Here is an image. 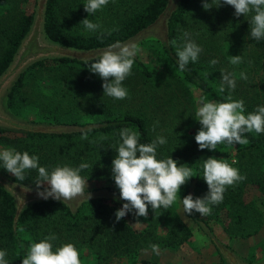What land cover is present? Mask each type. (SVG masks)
Listing matches in <instances>:
<instances>
[{"label":"trees","instance_id":"trees-1","mask_svg":"<svg viewBox=\"0 0 264 264\" xmlns=\"http://www.w3.org/2000/svg\"><path fill=\"white\" fill-rule=\"evenodd\" d=\"M21 0H0V73L10 63L21 39L28 32L34 13H25L20 9ZM193 0H177L175 7L170 12L168 19V31L166 39L162 37V43L168 57L174 65H177L176 45L172 41L177 40V28L181 14H186ZM169 0H148L139 10L130 14L119 26L112 30H105L97 34L82 35L70 34L64 31L57 20L53 18V0H46L42 32L46 39L61 45L88 49L113 43L132 41L133 37L141 36L148 30L158 16L165 10ZM138 32H140L138 34ZM103 33V35H101ZM253 44L259 47L264 54V39ZM98 58L79 59L69 56L43 57L34 60L26 66L20 75L14 80L6 91V96L13 95L25 82V73L46 59H54L62 62H75L87 67V64ZM141 72L148 75L150 68L138 55L133 64ZM196 62H189L184 76L199 89L207 91L215 101L223 102L227 92H219L213 89ZM263 104H245L246 114L254 111ZM47 123V122H45ZM97 124V125H96ZM69 125L72 129L58 132L30 131L0 126V141L15 148L17 151H27L30 155L39 156V163L49 171L57 165H69L78 167L81 163H87L89 167L81 172L85 179L106 178L115 183L112 176V161L118 154L111 147H118L121 142L119 132L122 128L130 127L138 131L140 143H151L153 140L149 134L146 120L139 114L124 113L116 117H104L95 122H82L72 120ZM88 139H81L84 133ZM106 137V139H101ZM249 140L247 145H238L233 158L225 154L221 158L238 168L241 175L246 176L242 182L227 187L224 192L223 202L212 205L211 214L202 216L193 211L191 219L202 229L216 244L217 240L211 232L209 217H218L221 210H225L228 219L234 225L227 228L229 234L238 236H250L259 231L263 226L262 216L259 210L251 208L252 203H245L243 193L245 187L253 185L264 193V133H247ZM158 158L166 159L169 156L157 152ZM197 159L196 163H186L193 168L192 177L182 188L181 199L188 194L194 198L206 195L208 185L203 180V161ZM0 173L11 180L26 186L36 187L38 178L37 170H29L25 173V180L20 181L3 168L0 162ZM103 192L92 193L90 201L84 198L77 205L72 201H62L49 198L41 199L26 204L18 214L15 223L16 202L12 192L0 183V250H6L9 264H22V259L32 242H39L49 234H55L58 239L54 242V248L60 244L74 243L75 246L85 244L90 250V264H113L116 260L128 258L141 248L158 244L159 247L178 245L187 240L191 235V229L177 210V202L169 209L160 208L156 212L149 205V213L143 226H133L131 220L141 223L143 217L137 218L135 213L127 214L117 222L115 212L122 207L125 201L121 200L119 189L107 185ZM180 199V200H181ZM182 205V203H181ZM251 210V211H250ZM247 219V222L245 220ZM165 225L161 233L158 227ZM19 227L24 229V234L19 233ZM24 247L21 248L20 245ZM264 249V243L262 245ZM80 252V258L84 259L85 253ZM150 264H158L148 261ZM83 264V262H81ZM85 264V263H84Z\"/></svg>","mask_w":264,"mask_h":264},{"label":"rangeland","instance_id":"rangeland-1","mask_svg":"<svg viewBox=\"0 0 264 264\" xmlns=\"http://www.w3.org/2000/svg\"><path fill=\"white\" fill-rule=\"evenodd\" d=\"M147 1L109 0L105 7L90 15L84 9L87 0H53L52 15L60 27L70 34H97L119 26ZM176 2L177 0H169L156 23L141 33V36L132 38V42L139 48L138 57L146 63L151 73L146 75L133 65L132 74L123 82L128 90L127 98L117 100L104 96L102 87L104 81L86 66L75 62L46 59L40 65L26 71L25 82L16 92H13L12 96L5 97L6 93L4 94L1 100L2 108L19 120L54 123L64 125L66 129L73 127L69 125L72 120L95 122L97 119L116 117L124 113L139 114L145 118L152 139L160 135L167 140L166 144L158 146L157 152L172 156L174 160L179 161L180 165L188 162L193 165L200 156L205 159L213 156L225 158V154H230L233 158L239 144H221L217 146V150L211 151L201 150L195 141V135L201 128L200 123L195 119L198 102L201 99L205 101L214 99L207 91L193 85L174 65L164 49L162 38L167 37L168 19ZM36 6L37 0L20 1V9L25 13H34ZM234 12L235 9L232 6L223 4L220 7L213 5L210 10H205L203 0H193L189 11L181 14L182 18L177 28V46L183 43L179 39L182 34L189 32L191 39L202 48L196 64L213 89L219 91L221 71L226 70L235 73L236 88L225 92L228 94L230 92L235 100L242 99L246 105L263 104L264 54L250 40L248 21L250 17L243 15L236 17ZM86 18L98 23L100 28L96 32L86 31L83 25H80ZM120 43L128 44L131 41L125 40ZM236 55H241L242 62L232 65L230 57ZM213 59L218 61L216 65L210 64ZM241 72L247 74V80L240 78ZM154 126L155 131H153ZM5 148L12 147L0 141V150ZM85 180H88V190L91 194L97 192L96 189L103 192V188L107 185L118 189L115 183L103 177ZM204 196L199 195V197ZM86 197L87 188L84 197L73 199L71 203L77 205ZM243 199L245 203H252L251 208L260 211L263 221L260 229L264 230V193L257 187L248 185L245 187ZM176 202L179 215L188 224L198 227L191 217L184 213L179 194ZM208 218L211 232L217 242H222L229 247L227 244L229 237L246 238L227 233L229 229L235 230V228L225 210H221L218 217L208 216ZM146 220L147 218L143 217L141 223L133 220L131 222L133 226L139 227L143 226ZM229 226L233 227L229 228ZM164 230L165 225L158 227L160 233ZM23 232H25L24 229L19 227V233L24 234ZM262 233L264 235V231ZM250 242L244 241L242 247L246 249L251 245ZM263 243H257L253 248L258 250L259 256H262L258 260H246V262L258 263L264 260ZM76 247L85 253L86 257L80 258L83 264L93 262L90 250L85 244L82 243ZM229 248L235 252L232 247ZM126 260L127 258L116 260L113 264H126Z\"/></svg>","mask_w":264,"mask_h":264},{"label":"clouds","instance_id":"clouds-1","mask_svg":"<svg viewBox=\"0 0 264 264\" xmlns=\"http://www.w3.org/2000/svg\"><path fill=\"white\" fill-rule=\"evenodd\" d=\"M108 3L109 0H87L84 9L93 15ZM222 4L232 6L236 17H250L248 21L251 39H264V0H203L205 10H210L213 5L220 7ZM80 25L88 32H96L100 28L98 23L88 18L83 19ZM179 39L183 43L176 47V58L178 69L183 72L190 61L198 60L202 48L191 39V34L187 31ZM176 43L175 40L172 41L173 45ZM138 52L139 48L135 43L122 44L117 41L104 49L94 62L87 64L89 70L104 81V96L117 100L127 98L128 90L123 82L132 74ZM241 62V55L230 57L232 65ZM217 63L215 59L210 61L211 65ZM221 74L219 91L223 93L226 90H235V73L222 70ZM239 76L247 80L245 72H241ZM195 119L201 125L195 135V141L201 150L215 151L221 144L247 145V133H264V106H258L246 114L244 101L233 99L230 92L223 102L201 99L195 111ZM140 135L130 127L122 128L119 132L121 142L118 147H111L118 153L112 161V176L120 192L119 198L125 201L115 212L117 222L132 212L137 218H147L149 205L155 212L160 208L169 209L177 201L178 194L180 196L181 187L196 176L193 168L188 164L180 165L172 156L158 158L157 148L167 143L165 137L158 135L151 143H140ZM81 139H88L86 132ZM39 160V156L30 155L27 151L21 152L15 148L0 150L3 168L17 180H25V173L29 170L38 171L35 185L41 198L71 201L84 197L87 188V198L90 201L92 194L88 190V180L81 175L89 167L87 163H81L78 167L57 165L49 171L40 165ZM234 163L235 161L232 162ZM232 164L214 156L204 159L202 178L209 190L204 197L194 198L192 194L182 199L180 197L184 213L191 215L195 211L202 216L211 214V206L223 202L227 187L246 179ZM57 239L55 234H49L39 242H32L22 264H81L80 252L75 244L63 243L54 248ZM20 247L23 248L24 245L21 244ZM150 247L153 253L160 255L158 244ZM6 256L7 251L0 250V264H9Z\"/></svg>","mask_w":264,"mask_h":264},{"label":"water","instance_id":"water-1","mask_svg":"<svg viewBox=\"0 0 264 264\" xmlns=\"http://www.w3.org/2000/svg\"><path fill=\"white\" fill-rule=\"evenodd\" d=\"M45 3L46 0H37L36 10L28 32L21 39L20 44L8 66L0 73V126L43 132H58L67 130L64 125L45 122H29L14 118L2 108V97L26 66L34 60L47 56H69L86 60L99 56V54L109 46L105 45L88 49H80L67 47L46 39L42 32ZM161 15L162 14H160L158 18L149 26L154 25ZM139 33L140 32H138V34ZM131 43L133 42L131 41ZM0 183L8 188L14 195L16 202L14 223L21 209L26 204L43 199L38 195L36 187H30L18 183L9 179L2 173H0ZM216 246L225 258L227 264H264V260L258 263H249L244 261L231 248L222 242H216Z\"/></svg>","mask_w":264,"mask_h":264},{"label":"crops","instance_id":"crops-1","mask_svg":"<svg viewBox=\"0 0 264 264\" xmlns=\"http://www.w3.org/2000/svg\"><path fill=\"white\" fill-rule=\"evenodd\" d=\"M187 223V221L183 218ZM191 229L190 237L184 242L170 247H160V255L152 252L151 247L141 248L126 260V264H150L148 261L158 264H227L225 258L219 253L216 244L204 231L187 223ZM261 229L244 238L229 237L228 245L232 247L238 256L247 261L260 258L258 250L253 248L258 243H263L264 235ZM255 239V240H253ZM244 241H251V245L244 249ZM261 251V250H260Z\"/></svg>","mask_w":264,"mask_h":264}]
</instances>
